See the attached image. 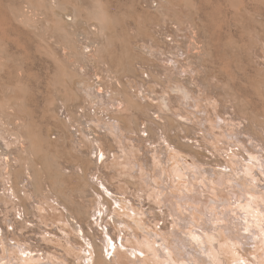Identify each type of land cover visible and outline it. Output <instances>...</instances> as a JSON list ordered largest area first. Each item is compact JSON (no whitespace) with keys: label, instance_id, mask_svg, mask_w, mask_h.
<instances>
[{"label":"rangeland","instance_id":"1","mask_svg":"<svg viewBox=\"0 0 264 264\" xmlns=\"http://www.w3.org/2000/svg\"><path fill=\"white\" fill-rule=\"evenodd\" d=\"M29 1L0 0V121L5 124L12 123L17 125L23 122L22 125H25L28 129L20 128L19 132L26 129L30 131L31 137L33 138V143L31 144V147H33L31 150L34 151H31L29 154L30 159H28V154V158L26 157V153H22L19 156L23 158V161H27L28 159L29 162L31 161L30 164L34 165L35 179L38 184L45 186V190L50 188L48 190L50 193L52 191V193L56 192L57 195L59 194L60 197L62 195L67 196L71 203L67 205L64 199H61L63 197H59L61 201L70 207L69 212L63 210L62 207H59L51 200L49 201V205L58 207L57 210L59 212L53 207H48L43 204L40 212L42 215L44 214L49 217L47 218L46 216L44 218L46 219V224H43L45 222L43 219L41 220L37 217L30 216L29 210H32L31 205L38 206L32 199V202L30 200V202L23 201L24 206L26 203V208H28V216L22 215L16 217L15 215L16 219L12 218L15 209L10 208L8 210L9 216L7 215L5 220L2 219L3 216H1L2 212L0 208V247H3L5 251V249L10 250L16 244H24L33 250L31 255H49L52 257L54 264L86 263V259H78V255L85 257L92 255V264H95L94 261L99 255L105 259L106 264H116V255L118 252L127 256L129 255L124 251L125 248L118 249V247H116L114 254L106 253L105 248H103V238H109L108 235L104 234L109 231L107 230L109 227L116 232V223L114 221L117 219V215L124 214V212L128 213L125 209L126 206L131 207L136 212L135 218L133 221H130L131 223H137L136 218H140L143 226H153L157 231L163 234L166 233L165 235L171 238L170 240H173L176 238V235H174L175 231L171 222L172 217L170 216L168 218L164 213L165 210H168L172 214L171 211L173 209L166 206L168 203L164 205L162 199H159L158 202L163 204H158L160 208L156 209L153 202L145 200V198L141 197L142 195L140 197L138 196L142 192H135L136 190L125 184L124 181H136L138 184L140 183L152 190L154 185L152 186L151 179H155L158 185H160L162 179L159 177L160 181L158 180L156 171L151 170V165L158 161V165L160 168H163L165 173L171 168V163L168 160L172 161V156L175 154L185 159L188 165H194L196 168L202 170V172L204 171L203 176L205 178L208 177L211 179H213L214 173L216 177L227 175L226 172L228 170L225 168L223 162L233 161L237 167L238 164L242 163L241 161H244L243 156L239 154L241 151L239 152L238 147H229L228 150L222 149L221 151H217V147L226 146L222 141H215V144L212 142L214 141V136L218 137L217 132L219 131L218 133L223 132L222 136L224 135L223 137L227 141H236V145L244 147V143L236 140L233 136H228L225 131V129L229 128L234 129L237 124H239V130L240 128L242 130L243 127L248 128L249 122V129L251 131L258 135L261 134L260 132L262 130L264 132V63L257 57V61L254 58L256 56L254 53H259L260 50V40H257V38L259 37L264 43V0H99L101 9L105 11V27L102 35L99 38L97 37L98 39L95 43L96 45L104 44L103 46L105 48L102 46L103 50L105 49L108 55L105 58V67L110 71L108 73L98 71L97 73L101 75V77H98L93 70L84 67L79 72L80 78L76 76L68 77V73L65 75V72L69 69L68 66L72 65L71 62L75 59H73L71 54V44L69 43V46L64 40V35H60L54 30L50 16L51 10L44 8L45 6L41 4V0H37V4L33 5L35 6V12H38V16L35 17V19H38L36 29L23 27V25L19 26V24L17 28L15 27L17 26L15 22L9 20V6L12 2L21 3L23 10H27V3ZM39 2L41 6L38 5ZM57 2L65 4L64 7L69 8L66 9V14L70 15H72L73 6L80 7L83 12L85 11V7L96 8V1L94 0H57ZM45 17L49 20H45ZM69 18H72V16ZM79 23L80 20H78L76 25L77 29L80 31L81 29L82 31L87 29L88 31L87 26L82 24V21ZM185 23L190 24L186 26L187 29L184 26L187 25ZM91 24L95 27L97 26L95 21ZM165 26H167L169 33L176 39V45L179 43L183 51H186L187 48L184 49L183 46L190 41L189 37L191 36L188 33L184 35H182V32L179 33L180 28L188 31L192 26L195 28L191 30V32L196 30L194 32V39L191 40L194 41L199 53L197 52L196 54V51H194L195 54L192 57L195 61L191 58L194 61L191 62L194 67L199 68L198 77L199 79L201 78L199 80L200 83L203 86L205 85L214 95L217 94L216 97L219 100L217 103L213 100H210L211 102L203 100V98H206L203 94H199V98L195 93H192L193 91L188 87L189 77H181L179 74L177 75L180 77L177 75L168 78L160 77L158 75V69L160 67L157 65L159 62L157 60L155 61L157 57L152 55V58H150L147 54L142 55V43L145 41L164 46L165 37L163 31L165 30ZM177 31L179 32L177 33ZM182 36L183 40L181 39ZM166 39L168 41L170 38L168 37ZM262 51L264 52V48ZM262 51L260 50V52ZM160 65L162 68L165 64L160 62ZM96 79H100L104 84L106 83L105 87L107 86L108 91L110 87V90L112 89L115 92L120 88L125 89V82L127 83L129 81L128 83L132 85L131 91L137 93L135 99L143 105L150 103L154 107V110H148L144 114L130 110L126 113V116L125 114L117 116L116 120L119 121L121 127L120 132L115 130L113 126H111V131L108 127L107 130L105 126H101V123L95 126V132H92L93 135L106 134L105 136L111 138L114 133L113 137H117V141L120 140V145L118 146L121 147V153H111L108 159L104 158L103 161H106L103 165H109L106 168L107 171H112L114 168V170H121L120 179L122 181L120 180L119 184L125 188V194L112 193V196L114 198L117 197L116 199L123 200L120 207H124V209L119 208L117 203H112V199L106 197L100 190L103 196L102 200L105 203L102 207H104L105 211H103L99 220L96 218L97 223L93 221L94 218L92 217L89 220L86 219L83 227L76 223L75 215L79 206L77 208L75 203L76 205H80V207L82 206L81 208L83 210L86 209V211L89 204H87L85 197L84 199L86 201L82 200V202L80 200L81 198L83 199L81 193L83 187L82 179L76 178L71 172V169L69 170L68 168H71V166H79L84 158L83 156L81 157L79 152L76 151L77 154L75 151L73 152L72 148L74 146H72L71 139L65 136L63 132H60L59 124L53 117L52 111L60 102L65 105L64 101L66 100L65 112L70 113L69 115L74 121L78 120L79 122L80 120L79 123H75V126L78 124L77 126L82 131L81 127L86 126L81 123L85 121L83 118H92V116L89 113L87 114L86 110H81L80 106L77 108L78 111H75L77 110L75 104L77 105L79 102L75 99L74 84L72 82H76L77 80L81 84L90 82L93 87H96ZM164 81L168 82V85H165ZM144 82H148L150 85L146 84L143 88L147 89L151 87L153 93H155V96L153 94L152 96L155 98L158 97L157 99H151L149 94L143 91L142 88L144 93H139L137 88L142 87ZM182 87L189 88L190 93L187 96L189 99L186 96L183 97ZM164 90L166 92L161 94V91ZM112 91L109 92L113 93ZM71 95L73 96L71 97ZM177 96H180L181 100L176 105V103L172 102V97ZM58 99L61 101H58ZM207 103L216 104L209 105ZM204 106L210 111L208 110L206 112ZM222 106H231L229 111L232 110L231 112H233L234 110H238L236 112L245 116L246 119L242 123H238L239 121L236 122L233 120L235 116L233 114V116L225 114ZM97 111L96 118H99L101 122L108 120L109 122L107 121V123L112 124L113 121L108 118L109 116L106 117L108 112L103 111L104 113H102ZM91 112L93 113V110ZM178 112H181L183 115L181 113L179 115ZM76 114L78 117L75 116ZM81 115H84V117L82 118ZM165 115L173 117L178 121V124L182 125L178 126L177 123H174L173 128L169 129L168 123L163 120V116ZM208 115L209 117H207ZM204 118H209L210 124H204ZM222 118H224V122ZM14 121H18L19 123H15ZM226 121L229 122L227 123ZM243 123L245 126L242 125ZM88 125L92 126V124ZM208 125L213 127L214 136H211L209 134L210 132L207 133L204 126ZM73 130H75V127H73ZM81 133L83 134V132ZM55 134L58 136H56L57 139H55ZM165 135L169 137L172 144H169L165 140ZM48 136L52 139L50 143H45ZM262 139L264 141V133ZM109 144L112 145L114 143L111 142ZM128 152L131 154L127 155ZM258 152L257 155L261 154L262 159H264V152L260 150ZM117 155L120 158L117 159ZM129 157L135 160V163H132L130 168L123 163L124 158ZM166 157H168L167 160ZM120 162L122 164L118 165ZM58 166H65L68 169L66 170L67 175L57 177L56 170ZM69 174H73L74 176H70ZM180 183L183 182L178 181L176 186L182 189ZM241 183L245 185L243 181ZM246 187L245 185L244 188L246 189ZM258 187L256 192L260 190L258 192H261L264 196V178L261 181L259 180ZM94 189V187L90 189L93 195ZM246 190L252 193L250 187ZM149 193H152V191H149ZM0 194L3 195L1 191ZM83 205L86 208H83ZM102 207H100L101 211ZM112 210H114V213H112ZM60 212L63 214H60ZM128 215L132 216L130 211ZM199 215L197 212L194 213L195 218ZM10 219L14 221L18 220V223H13V226H11ZM125 220L128 221L127 218ZM88 221L90 223L94 222L91 224L92 227ZM180 222L182 221L180 220ZM132 229L138 233L140 232L135 227H132ZM177 230L181 231L182 229L178 227ZM82 232L84 233L82 234ZM64 236L67 237V240H65ZM238 238L240 239V237ZM51 240L52 242H50ZM242 242L247 243L246 240H242ZM130 245H132L131 242ZM248 246L246 244L243 247L245 252H251L252 246ZM101 247L103 250H101ZM64 251L71 252L70 254L67 252L69 254L67 256ZM129 258L136 261L135 264H155L154 260H150L153 259L152 257L144 254L129 256ZM143 260L145 263H142ZM43 262L42 264H49ZM123 262H125V259L122 260ZM123 264H127V261Z\"/></svg>","mask_w":264,"mask_h":264},{"label":"bare ground","instance_id":"2","mask_svg":"<svg viewBox=\"0 0 264 264\" xmlns=\"http://www.w3.org/2000/svg\"><path fill=\"white\" fill-rule=\"evenodd\" d=\"M38 1L30 0L27 3L28 4L27 10H23L21 3L12 2L10 4L9 6L10 17L8 18H10L9 20L15 22V24L17 25V26L14 25L15 27L18 28V24H19V26L23 25V27H28L31 29L37 28L38 19H35V17L38 16V12H35V6L33 5L37 4L36 2ZM94 1H96L97 9L95 7H85L84 8L85 11L83 12V10H81L80 7L77 8L78 6L77 7L73 6L72 15H70V14H66V9L68 7L65 8L64 7L65 4H62L60 2L58 3L57 0H43V1L41 0V4L45 6L44 8H48L51 10L50 16L52 18V24L54 30L57 31L60 35L61 34L64 35L63 36L65 38L64 40L68 43V45L69 43L71 44V46L69 45L70 49L72 50L71 54L73 56V59L74 58L75 59L73 62H71L72 65L69 66L67 65L69 69L65 72V75L68 73V77L76 76L77 78H80L79 72H81V69L84 67L93 70L95 75L96 76L98 75V77H101V75L97 73L98 71H100L101 73L102 72L108 73V71H110L107 70L105 67L106 65L105 58L108 55L106 54L107 52L105 51V49L103 50L104 44L96 45L95 43L96 40L99 38V36L102 35L105 27V11L101 9V3L99 0H94ZM151 3L149 4L151 5ZM38 5H40V2ZM70 16H72V18H69ZM46 19L49 20L48 18L45 17V20ZM78 20H80V23L82 21L83 22L82 24L87 26L88 31L87 29H85L86 31L85 30L82 31L81 29L82 31L81 32L79 29L76 28ZM93 21L96 22L97 24L96 27L93 24H91ZM185 24H187L184 25L185 28L186 26L190 25L188 23ZM263 26H264V21H263ZM192 28H190L189 31L186 30L187 28L184 30L180 28L179 30L180 32L177 31V33L182 32V35L188 33L189 36H191L189 37L190 41H188V43L184 45L186 47L183 46L184 49L187 48L186 51L185 50L183 51L180 48L179 43L178 45H176L175 42L176 39H174V37L169 33L168 31L169 29H167V26H165V30L163 31L165 37L164 46H159L156 45V43L152 44L145 41L143 42L144 44L142 43V50H143L142 55L147 54L150 58H152L151 57L152 55L157 57L155 58V61L157 60V62H159V64L157 63V65L160 67L158 69V75L160 77L161 76L167 78L174 77L177 74H179L181 77L184 76L189 77L190 81L188 82V87L190 88V90L193 91L192 93H195L199 98H200L199 94L201 95L203 94L206 97L203 98V100L209 102L213 100L216 101L217 103V101H219L218 97H216L217 94L214 95V93L210 92L205 85L203 86L202 83H200L199 80L201 78L199 79L198 77L199 68H197L196 66L194 67V65L192 64V62L195 61L194 58L192 57L193 54H195L194 51H196V54L198 52L194 41L191 40L194 39V32L196 31L195 30L194 32H191V30L195 29ZM179 35L181 36V34ZM179 35L178 37H180ZM195 35L197 34L195 33ZM168 37L171 40L168 39L167 41L166 38ZM181 39L183 40V36ZM258 39L260 40L259 49L262 51V49L264 48V43L261 41L259 37L257 38V40ZM260 50L259 53L253 52L256 55L254 58L256 59L257 57L262 61V63H264V56H263L264 52L263 51L260 52ZM191 58L194 61H192ZM160 62L165 64L164 66H162V68ZM97 67L98 69H96ZM77 81L72 82L74 84L73 89H74L75 99L80 104V105L75 104V106H77L76 109L78 108V106H80L81 110H86L87 114L89 113L92 116V118H83L84 115L83 116L81 115L82 118L85 119V121H82L81 123L86 126L81 127L82 131H80L79 127L77 126L78 124L75 126V123L78 122V120L74 121L73 118L70 117L69 115L70 113L68 114L65 112L66 100L64 101L65 105L61 104V102L60 103L58 102L59 105L53 108L52 115L56 119V122L59 124L58 126L61 130L60 132H63L65 136L71 139L72 141L71 143L73 144L72 146H74V148H72L71 146L73 152L74 151L79 152L81 157L83 156L84 158L81 161V164L80 165L78 164L79 166L76 167L71 166V168H68L69 170L71 169V172L76 176V178L82 179L83 187L81 193L83 195V199L81 197H80L81 199L80 198L79 199L82 201L85 200L84 199L85 197L87 199V201L86 200L85 201L87 202V204H89L86 211V209L83 210L81 208L82 206L80 207V205H76L75 203L76 201L74 202L77 208L79 206L77 213L75 215L76 223L80 224V226L81 225L83 226L86 219L89 220L90 218L93 217L94 218L93 221H96V218L99 220L100 217L102 216L103 211H105L104 207H102L104 206L105 203L104 200H102L103 196L101 195L100 190L102 193H104V195H106V197L112 199V203L114 204L117 203L118 204L117 206L119 208L124 209V207H120V204L122 203L123 200L116 199L117 197L114 198V196H112V193L125 194V188L119 184V181L121 180L120 179L121 170H117V169L114 170L115 169L114 168L112 171L109 170L107 171L106 168L109 165L108 164L103 165V163L106 161V160L103 161L104 158L108 159L111 153L113 152L118 154L121 153L120 152L121 147L118 146L120 145L119 142L120 140L117 141L116 140L117 137L115 138L113 137L114 133L111 136V138L105 136L106 134L93 135L92 132H95L94 130V128H96L95 126H98V123H101V126H105L107 130L108 128H110L109 130L111 131V126H113L115 130L120 132L121 127L119 125V121L116 120L117 116L123 114H125L126 116L127 115L126 113H128L130 110L131 111L133 110L136 113L138 112L144 114L148 110H154V107L151 106L150 103H145L143 105L135 99V97H137V93H135V91L133 92L131 91L132 85L128 83L129 81L127 83L125 82L126 84L125 89L120 88L116 92L112 91V89L110 90L109 87V91H112L114 94L108 91L107 86L105 87L106 83L105 84L102 83L100 79H98L95 82L97 83V86L95 85L96 87H93V85L90 84V82L87 83L84 82L81 84L79 81L78 82ZM146 84L149 83L144 82L142 87L140 86L137 88L139 93H144L143 91H145L149 94V97L151 99L152 98L153 100L157 99L158 97L155 98L152 96V94L154 95L155 93H153L151 87H148L147 89L143 88ZM164 84L168 85V82H165ZM141 88L143 89V91ZM187 88L186 87L184 88L182 87V89L180 88L183 97L186 96V98H188L187 96L190 93L189 88L188 89ZM165 92L166 90L161 91V94ZM72 96L73 95H71V97ZM180 96L172 97L173 99L172 102L176 103L177 105L179 100H181ZM169 98L171 99V97ZM59 100L60 99H58V101ZM210 104L215 105L213 103ZM230 107L231 106L223 107L225 111L224 113L231 116L234 115L235 118L233 120H235L236 122L239 121L238 123H242L246 119L245 116H242L238 112H236L238 110H234L233 109L234 107L231 108L234 110L233 112H231L232 110L229 111ZM91 110H93V113L91 112ZM97 110H99L102 113H104L103 111L108 112V114H106L107 115L106 117L109 116L108 118L113 121L112 124L107 123L108 120L105 122L104 121L101 122L99 118H96ZM204 110L207 112L209 109L205 108ZM75 111H78V109ZM181 111H183V109H181ZM180 113L179 115L182 114ZM75 116L78 117L77 114ZM187 116L189 117V115ZM207 117H209V115ZM163 120H165L168 123L169 129L173 128L174 123L178 122L173 117H168L167 115L163 116ZM222 120L223 122L225 121L224 118H222ZM17 122L18 121H16L15 123ZM209 122H210L209 118H204V124L205 123L210 124ZM22 124L20 122L19 125L21 126L19 127V125L17 124H12V123L5 124L3 122L0 123V191L3 193V195L0 194V208L2 212V214L1 213L0 214L1 216L4 217V218L2 217V219L6 220V216L9 214L8 210L10 208L15 209L12 218H15V215L16 217L22 215L25 216L30 211L29 212L30 216L32 217L34 216V218L37 217L41 220L43 219V221H45L43 222V224H46L47 222L46 219L44 218L47 215L44 214L42 215L40 212L43 204L50 207L51 205H49V201L51 200L52 202L56 203L59 207H62L63 210L69 212L70 207H68L67 205L68 203H71V201L67 196L62 195L61 197L63 198H61L59 194L57 195L56 192L52 193L51 191L50 193L48 191L50 188L49 189L47 188V190H45L46 189L45 186H43L42 184H38L36 182L35 174H34L35 172L34 165L30 164L31 161L29 162L28 160L30 159L29 154L31 153V151L32 152L34 151L31 150V148L33 147V146L31 147V144L33 143V138L31 137L30 131L27 130L28 128ZM88 124H92L93 127ZM179 125L182 124H178V126ZM238 125L239 124H237V126L234 127V129L229 128V129H225V131L228 136H233V138H235L236 140H240L242 143H244L243 144L244 147H239L238 145H236V141L230 142L224 139L223 137L224 135L222 136L223 132L218 133L219 132L218 131L217 132L218 137L214 136L213 127L211 125L204 126L207 130V133L210 132L209 134L211 136L212 135L214 136V141L212 142L213 144H215L214 143L215 141H222L226 146V147L224 146L217 147V151H221L222 149L228 150L229 147H238L239 152L241 151L239 154L243 156L244 161H241L242 163L239 162L240 164H238L237 167L235 166L233 161H228L227 163L223 162L225 168L228 170L226 172L227 175H220L219 177H216L215 173L214 174L212 173L214 175V177H212L213 179L208 177L205 178L203 176L204 171L202 172V170L196 168L194 165L192 166L188 165L185 159H183L178 154H175L172 156V161L168 160L171 163V168L169 171L165 173L163 171V168L162 167L160 168V166L158 165L159 164L158 161L155 164L153 163L151 165V170L154 172L156 171V176L158 177V180L160 181V179H162L160 185H158V182L155 179H151L152 186L154 185L152 190L143 186L140 183L139 185L136 181L134 182L128 180L124 181L125 184L136 190L135 192L137 191L142 192L141 194H138V196L140 197V195H142L141 197L145 198V200L153 202L154 207L156 209L160 208L158 207V204L162 205L164 203V205H166V203H168L166 206L171 207L173 209L171 211L172 214L168 210H165L164 213L168 218H170V216L172 217L171 222L173 224V228L175 231L174 235H176V238L173 237L174 239L170 240L171 238L167 237L165 235L166 233L163 234L157 231L153 226H147V227L143 226L142 222L140 221V218H136L137 223H131L130 221L131 220L133 221V219L136 216V212L131 207L126 206L125 209L126 211H128V213L124 212V214L117 215V219L114 221V223H116L115 225L116 232L115 230H112L109 227V229H107L109 231L104 233L109 236V238H103V244H104L103 248H105L106 253L109 252L111 254H114V251H116V247H118V249L125 248L124 251H126V253H128L129 256H137L140 254H144L149 257H152L153 259L150 260L151 261L154 260L155 264H264V198H263L264 196L261 192H258L260 190L256 192V189L259 188L258 187L259 180L261 181L264 178V159H262L261 154H260L261 156L257 155L258 150L264 152V141L262 139L264 132L262 130V132H260L261 134L259 135L254 133L249 129L250 127L249 122H248V128L243 127L242 130L240 128L241 131L239 130ZM242 125L245 126L244 123ZM183 126L185 127V125ZM73 127H75V130H73ZM20 128L23 129L27 128L26 129L27 132L26 130L24 131L22 130L21 132H19ZM81 132H83V134ZM89 135H91V137H89ZM56 136L57 135L55 134V139H57ZM51 139L52 138L48 136L46 138L47 141H45V143H50ZM165 140L169 144H172V141L166 135H165ZM111 142H113L114 144L110 145L109 143ZM22 153L23 154L26 153V157L28 154L29 158L27 157L28 158L27 161L25 160L23 161V158L19 156ZM128 154L131 153L128 152L127 155ZM236 154L238 155V153ZM118 158H120V156H118L117 159ZM167 159L168 157H166V160ZM123 163L128 165V167L130 168L131 164L135 163V160L130 159V157L126 159L124 158ZM119 164L121 165L122 162L118 163V165ZM138 167L140 168V166ZM68 169L65 166L64 167L58 166V169L56 170L57 171L56 176L61 177L67 175L66 170ZM97 171H99L100 174H98L99 172ZM178 181L183 182L180 183V187H182V189L176 186V183H178ZM242 181L247 186L246 189H248V187L252 189V193L248 192L244 188L245 185L241 183ZM92 187L95 188L93 190L94 195L92 194V192H90V189ZM188 187H190V189H188ZM149 191H152V193H149ZM59 197L61 199H64L67 205L65 204V202L61 201ZM31 199L38 206H33L30 204L32 210L28 211V208H26V203L24 206L23 201L30 202ZM159 199H162L163 203H159L158 202ZM72 205L74 206V204ZM100 207H102V211ZM53 208L56 210L58 209V207H53ZM83 208L86 207H84L83 205ZM129 211L131 212L132 216L128 215ZM195 212H197V214L198 213L200 214L199 216H197V218L194 217ZM112 213H114V210H112ZM60 214L63 213L60 212ZM173 216H175V218H173ZM112 217H114V215H112ZM47 218L49 217L47 216ZM126 218L128 219L129 222L125 220ZM180 220L183 223L180 222ZM17 221L10 219V224H12L11 226H13V223H18ZM93 223L94 222L91 223L89 222V225L91 226V224ZM132 227L139 229L140 232L138 233L134 231ZM144 227H146V229L148 230L144 229ZM178 227H180V229L182 230L178 231L177 230ZM111 230L114 232H112ZM83 233L84 232H82V234ZM238 237H240V239ZM64 238L65 240H67L66 236H64ZM242 240H246L247 243H243ZM50 242H52V240ZM130 242L132 245H130ZM246 244H248L250 247L252 246L251 252H245V250H243V247L246 246ZM3 249H4L3 247H0V264H42L43 261H44L43 263L54 264L52 257L49 255H44V254L43 256L31 255L33 250L24 244L22 245L16 244L10 250L5 249L6 252ZM101 250H103L102 247ZM4 252L6 253V255ZM67 252L70 254L71 251H67ZM67 252L65 253L68 256L69 254H67ZM116 256H117L116 264L117 263L123 264L126 261L127 264L136 263V261H133L131 258H129V256L123 253L118 252ZM92 257H93L92 255H90V257L78 255L77 258L78 259L81 258L84 260L86 259V263L84 264H92V260H93ZM122 258L125 259V262L123 263H122L123 260ZM104 260L105 259H103L101 255H99L94 262L95 264H106ZM142 263H145V261L143 260Z\"/></svg>","mask_w":264,"mask_h":264}]
</instances>
